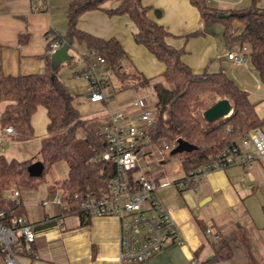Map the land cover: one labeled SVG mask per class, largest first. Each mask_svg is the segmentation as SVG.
I'll return each instance as SVG.
<instances>
[{
	"label": "crops",
	"instance_id": "1",
	"mask_svg": "<svg viewBox=\"0 0 264 264\" xmlns=\"http://www.w3.org/2000/svg\"><path fill=\"white\" fill-rule=\"evenodd\" d=\"M76 1L0 0L2 71L8 75L42 72L48 53L47 32L53 31L57 36L66 33L68 9ZM140 2L147 17L167 32L166 43L182 51L181 61L193 73L223 71L248 92L250 100L255 102L256 113L263 119L259 128L264 133V85L248 56L242 64L228 58V52L237 51L242 45L224 39L222 22L204 28L198 8L190 0ZM252 3L264 9V0H207L208 5L226 12L245 9ZM119 4L120 0H104L98 8L81 11L76 28L102 39L117 40L124 52L120 61L124 69L135 70L150 79L151 84L161 81L166 85L162 77L165 64L134 40L137 27L128 14L109 12ZM232 24L235 33L244 27L236 19ZM87 51L84 43L72 39L67 51L70 59L61 62L56 70V77L74 94L73 103L84 119L100 128L109 120L106 106L133 115L137 111L132 108L131 100L138 96L146 97L147 101L153 99L151 84L119 89L118 83L111 79L105 88L108 100L91 102L87 83L80 76L85 61L92 59L84 58ZM4 105H0V114ZM47 122L46 109L40 105L31 117L37 137L45 135ZM31 138L15 139L24 142ZM4 141L12 142L13 138L5 137ZM3 143L0 154L5 156ZM143 152L144 149L140 154ZM158 166L155 162L144 172L153 177H170L186 171L181 166L169 175L157 169ZM47 185L39 194L37 188L20 192L23 216L32 226L34 238L30 249L18 255V263L121 264L118 219L90 216L83 222L78 214L64 213ZM157 193L171 210L183 241L173 240L149 259L135 264H264V156L248 165L234 163L208 171L197 182H188L183 187L172 183L158 188ZM206 228L217 232L218 239L207 236ZM0 264H4L1 255Z\"/></svg>",
	"mask_w": 264,
	"mask_h": 264
},
{
	"label": "trees",
	"instance_id": "2",
	"mask_svg": "<svg viewBox=\"0 0 264 264\" xmlns=\"http://www.w3.org/2000/svg\"><path fill=\"white\" fill-rule=\"evenodd\" d=\"M103 1L78 0L70 4L67 31L55 38L61 44L68 38L84 43L88 50L85 59L90 57L91 51L102 56L110 78L116 80L119 89L151 84L150 79L135 70L122 67L120 61L124 52L117 40L102 39L76 28L78 14L86 9L98 8ZM190 2L198 8L204 28L214 22H222L227 42L238 41L248 46L250 64L264 85V9L252 3L245 9L226 12L208 5L207 0ZM109 12L128 14L137 27L134 40L165 64L162 77L171 84L170 87L161 81L151 84L155 97L152 105L154 120L143 128L145 144L142 155L151 156V148L160 152L164 143L173 148L176 140L182 138L196 146L192 151L182 152L181 166L188 171L207 161L213 153L234 142L248 129L261 126L263 119L256 113L255 102L250 100L248 92L223 71L193 73L181 61L182 51L166 43L167 32L147 17L146 8L140 0H120V4ZM220 13L229 15L219 16ZM235 19L244 23L238 33H235L232 24ZM56 70L50 66L49 53L46 54L42 72L8 75L0 68V103L5 104L0 114L1 126H12L17 138L24 139L34 134L31 117L38 106L46 109L48 119L37 156L18 160L0 154V211L4 213L1 220L6 223L13 217L23 216L21 199L17 203L7 197L6 191L13 185L21 189L17 188L19 192L36 189L46 181V168L56 161L67 163V175L55 180L50 190L53 194L60 192L67 202L64 213L78 214L83 222L88 221L89 214L79 208L80 201L106 196L109 181L115 173V165L101 156L107 142L99 133L100 128H86V119L73 103L74 94L56 77ZM52 72L55 77H51ZM221 98L230 102L231 113L207 122L201 112ZM81 127L85 131L78 135ZM36 159L41 160L44 168L41 175L31 176L27 167Z\"/></svg>",
	"mask_w": 264,
	"mask_h": 264
},
{
	"label": "built area",
	"instance_id": "3",
	"mask_svg": "<svg viewBox=\"0 0 264 264\" xmlns=\"http://www.w3.org/2000/svg\"><path fill=\"white\" fill-rule=\"evenodd\" d=\"M55 36V32H47L49 54L61 45ZM247 51V47L242 45L239 50L228 52L227 56L235 64H242L247 60ZM90 57L92 59L85 61L80 73L87 83L88 99L91 102L107 101L109 95L105 88L109 84L110 72L106 61L94 51H91ZM130 104L137 111L133 115L106 106L109 120L99 129L107 142L101 156L115 165V173L108 184V194L101 198L81 200L79 204V208L85 210L89 217L113 216L118 219L121 264L143 262L169 242L183 241L171 210L157 193L158 188L172 183L183 187L188 182H197L208 171L223 169L234 163L248 165L255 158L264 156V133L260 128H251L238 140L213 153L207 161L179 176L153 177L142 170H134L139 168L140 151L145 144L143 128L153 122L154 111L143 96L134 98ZM15 135L12 126H2L0 145L5 137ZM171 148L172 145L164 143L161 151ZM6 195L20 202L17 188H9ZM53 199L63 209H67V202L62 199L60 192H56ZM3 216V211H0V255L4 264H19L18 255L30 249L34 231L24 216L13 217L9 223L1 220ZM205 232L214 240L219 237L211 228H206Z\"/></svg>",
	"mask_w": 264,
	"mask_h": 264
},
{
	"label": "rangeland",
	"instance_id": "4",
	"mask_svg": "<svg viewBox=\"0 0 264 264\" xmlns=\"http://www.w3.org/2000/svg\"><path fill=\"white\" fill-rule=\"evenodd\" d=\"M112 78V77H111ZM110 78V79H111ZM110 79H109V83H110ZM116 81V80H115ZM166 86L170 87L171 84L170 83H166ZM154 95V93H153ZM208 94L205 95V97L207 98ZM152 100H148V106L152 107L153 102L155 97L152 96ZM4 104V102H1V104ZM200 108V106H199ZM198 110V108L196 109ZM195 110V111H196ZM202 115V112H201ZM86 128H91V127H95V123H93L92 121L86 120L85 123ZM84 128H79L77 133L78 135H82L84 133ZM34 136H32L31 139L26 140L24 142L22 141H17L15 138H17V135L13 136V137H9V138H13V141H4L3 140V151L5 153V156L7 158H15L18 160H24V159H28L32 156H37L38 154V150H39V146H40V140L41 137H37L35 135V131H34ZM151 156H152V161L149 159V157L147 156H143L142 154H140L139 160H138V165H139V169H141L142 171H144L146 168H149L151 165H153L155 162L157 163V165H159L157 167V169L159 168V170H162V173H167L170 175V173L174 172V169H181V157H182V152H178V153H170L171 150L162 152V151H158L155 148H151ZM159 157H161V159H159ZM37 160V159H36ZM161 160V161H159ZM35 161V160H34ZM67 175V163L63 160L60 161H56L55 163H53L52 165H50L49 167L46 168L45 173H44V179L46 180L45 182H42L36 189L37 193L40 192V190H42L43 186L48 183L47 187L52 186L53 182L55 180H61L63 178H65ZM14 187H16V185H13ZM18 188V187H16ZM19 190H21L20 188H18ZM32 190V189H31ZM25 192V191H24ZM31 192H35V190L31 191Z\"/></svg>",
	"mask_w": 264,
	"mask_h": 264
},
{
	"label": "water",
	"instance_id": "5",
	"mask_svg": "<svg viewBox=\"0 0 264 264\" xmlns=\"http://www.w3.org/2000/svg\"><path fill=\"white\" fill-rule=\"evenodd\" d=\"M229 14L220 13L219 16H228ZM70 39H66L57 49L50 53V66L53 70L58 69L61 62L68 61L70 59L68 55V48L70 45ZM51 77H55L54 72L51 73ZM231 113L230 102L226 98H221L215 101L212 105L207 107L203 112L202 116L207 122H213L218 120L221 117H225ZM196 146L192 143L178 138L176 140V145L171 149L170 153L178 152H189L195 149ZM44 164L41 160H35L30 163L27 167V171L31 176H39L42 173Z\"/></svg>",
	"mask_w": 264,
	"mask_h": 264
}]
</instances>
